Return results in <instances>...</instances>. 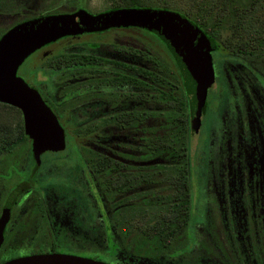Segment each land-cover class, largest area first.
<instances>
[{"label":"flooded vegetation","instance_id":"af4514ba","mask_svg":"<svg viewBox=\"0 0 264 264\" xmlns=\"http://www.w3.org/2000/svg\"><path fill=\"white\" fill-rule=\"evenodd\" d=\"M88 1L79 6L91 13L120 7L111 0L91 9ZM2 2L0 18L21 13ZM68 4L55 7L76 8ZM216 43L197 128L186 94L184 170L148 168L170 161L147 154V135L162 132L182 78L154 31L128 24L68 33L22 60L17 74L55 114L64 143L36 151L30 135L21 147L0 130V146L8 145L0 148V263L64 252L113 264H264V62ZM153 52L172 67L170 75L157 69L167 80L154 83L155 98L148 86ZM12 105L0 99L1 109ZM17 124L13 118L11 129ZM151 241L161 245L148 248Z\"/></svg>","mask_w":264,"mask_h":264},{"label":"water","instance_id":"95a60500","mask_svg":"<svg viewBox=\"0 0 264 264\" xmlns=\"http://www.w3.org/2000/svg\"><path fill=\"white\" fill-rule=\"evenodd\" d=\"M128 24L152 30L166 42L182 74L191 126L198 127L207 87L214 78L211 45L203 30L181 12L164 7L122 6L96 13L79 7L17 22L0 37V99L21 109L24 131L31 136L34 150L61 147L63 129L39 92L17 74L18 65L34 49L58 36ZM0 264L113 263L78 254L41 252L12 257Z\"/></svg>","mask_w":264,"mask_h":264},{"label":"trees","instance_id":"16d2710c","mask_svg":"<svg viewBox=\"0 0 264 264\" xmlns=\"http://www.w3.org/2000/svg\"><path fill=\"white\" fill-rule=\"evenodd\" d=\"M58 1L64 0H3L5 11H10L12 7L18 6L20 10L29 11L19 15H4L0 18V37L11 26L17 22L37 16L35 11H45L46 13L70 12V10H60L61 7H55ZM114 6H154L173 9L181 12L188 19L198 25L203 32L221 43L230 50L240 51L247 56H256L264 62V0H112ZM60 3V2H59ZM68 5H76V8L82 7L85 0H68ZM14 4V5H13ZM79 6V7H78ZM74 9V10H75ZM73 11V10H72ZM156 50L155 48L153 49ZM152 52V51H151ZM148 57L154 58L156 69L148 68L149 90L156 97L158 88L155 82H165L167 76L159 79L158 68H161L163 74L170 75L171 66L165 56L157 57L155 52ZM177 93L175 95L174 105H170V110L164 113L162 132L149 129L147 135V154L158 155L159 153L167 155L170 161L160 166L148 164L149 169H177L184 170L188 153L189 125H188V102L183 86L181 75L177 83ZM170 100L171 93L163 94V99ZM5 105V104H4ZM2 125L0 130L4 139H9L13 134L14 141H18L21 147L24 146L28 134L24 131L22 115L16 106L0 108ZM18 124L11 129L12 119ZM6 142H3L0 148L5 152ZM8 151V150H7ZM155 233V232H154ZM136 249L142 245L141 242L133 243ZM161 245L159 241L149 242L148 248H157Z\"/></svg>","mask_w":264,"mask_h":264},{"label":"rangeland","instance_id":"374dc122","mask_svg":"<svg viewBox=\"0 0 264 264\" xmlns=\"http://www.w3.org/2000/svg\"><path fill=\"white\" fill-rule=\"evenodd\" d=\"M110 2H111V0H89L88 4H89V7L91 9H103L106 6H108ZM205 36L208 38V41L210 42V45H211L210 49H213V50H215L216 53H219V51L217 50V47H216V46H218L216 41L206 34H205ZM28 62H29V57L25 60L24 64L28 65ZM223 72H224L223 69H221V77H224ZM212 89H213V91H215L216 87H213ZM222 102H224V99L222 100ZM198 147H199V143L198 142L194 143V149H195V152H193L194 158H195L194 164H196V159H197V155H198Z\"/></svg>","mask_w":264,"mask_h":264}]
</instances>
